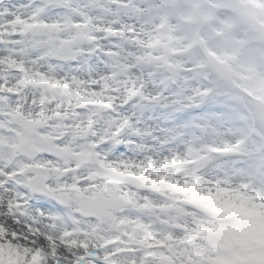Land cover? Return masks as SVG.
<instances>
[{
    "label": "snow or ice",
    "instance_id": "1",
    "mask_svg": "<svg viewBox=\"0 0 264 264\" xmlns=\"http://www.w3.org/2000/svg\"><path fill=\"white\" fill-rule=\"evenodd\" d=\"M0 264H264V0H0Z\"/></svg>",
    "mask_w": 264,
    "mask_h": 264
}]
</instances>
